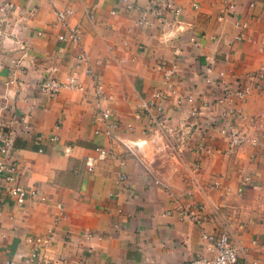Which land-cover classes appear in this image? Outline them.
<instances>
[{
    "label": "crops",
    "instance_id": "obj_1",
    "mask_svg": "<svg viewBox=\"0 0 264 264\" xmlns=\"http://www.w3.org/2000/svg\"><path fill=\"white\" fill-rule=\"evenodd\" d=\"M133 1L143 7L150 0ZM223 1L198 0L194 8L191 0H175L182 8L178 26L155 22L145 27L136 24L139 11L124 9L121 0H13L0 48V127L11 131L12 143L0 159L15 161L19 173L15 182L0 176V264L32 252L36 243L26 238L50 229L49 242L35 249L34 264H189L200 253L210 255L198 225L164 214L172 200L161 183L181 200L205 203L201 226L229 231L240 249L239 264H264V130L257 145L245 144L233 153L225 151L216 128L204 132L221 108L213 103L222 93L204 77L215 80L223 71L226 83H251L248 75L264 66V0H233V12L223 11ZM65 5L75 10L68 23L82 31L77 43L57 38L65 28L56 24L54 9ZM29 8L32 15L26 13ZM237 19L247 26L237 27ZM239 32L241 38L234 39ZM81 49L113 96L110 120L119 122L114 132L137 145L157 180L106 136L91 82L76 60ZM12 62L18 70L10 83ZM165 67L173 70L168 81ZM69 74L88 91L64 88L51 96L37 88L43 76ZM156 89L165 93L168 125L191 128L178 148L177 140L156 129L143 133L147 120L135 116ZM235 105L258 113L264 93L255 87ZM192 108L201 112L197 120ZM199 143L210 151L196 150ZM97 145L110 154L97 158ZM87 155L96 158L91 171ZM245 177L249 180L243 184ZM13 183L37 186L45 198L18 201L8 190ZM188 189L192 194H186Z\"/></svg>",
    "mask_w": 264,
    "mask_h": 264
},
{
    "label": "built area",
    "instance_id": "obj_2",
    "mask_svg": "<svg viewBox=\"0 0 264 264\" xmlns=\"http://www.w3.org/2000/svg\"><path fill=\"white\" fill-rule=\"evenodd\" d=\"M121 5H123L126 10L137 9L139 11L136 18V24L139 26L150 27L154 25L155 22H159L163 26H173L180 24L179 16L182 13V8L175 4V0H150L145 6L139 7L138 4L133 0H121ZM224 12H233L236 4L233 0H224ZM191 4L194 8H198V0H191ZM250 6L254 5V1L249 3ZM15 9V4L13 0H0V48L3 45V40L5 37V28L11 22L13 11ZM116 9H111L110 13L114 14ZM28 15L34 13V8L26 9ZM55 22L57 25L65 28L64 32L58 33L57 38L62 41H67L70 43H77L81 38V28L79 25H70L68 23V17L75 13V10L70 5H65L62 8H55ZM87 14L92 17L91 11L88 10ZM264 20V15H263ZM235 24L239 28H245L247 26V21L237 19ZM178 26V25H177ZM163 35H167L165 30H162ZM242 36L239 32L234 36V39L238 40ZM165 38H168L167 36ZM193 39V38H192ZM78 64H83L84 74L88 77L91 82L90 89L97 101V116L105 123V134L112 143H117L121 145L125 151L133 156L143 167L145 173L148 177L157 180L152 170L143 163L141 158L137 154V145H133L129 141L123 139L119 134L114 131L119 127V122L110 120L112 116V109L108 105L113 100V96L105 90L102 81L99 79L98 75L93 71L89 56L87 53L81 49L76 56ZM4 63L0 60V71ZM9 74L12 76L9 79L10 83L14 82L13 76L18 70L17 62H12L9 65ZM161 67V66H159ZM173 75V70L165 67L163 69V76L166 81L170 79ZM224 76L223 71H219L217 78H213L208 75L204 77L207 83H217L221 88L222 93L218 96L216 101L213 103L218 109L217 115L208 124L204 126V132L209 128H216L218 133L225 139L226 147L225 151L227 153H233L240 146L245 144L255 146L258 144L259 135L264 130V106L260 109L258 113L249 114L242 107H236L238 101L244 100L248 94L256 87L259 91L264 93V66L259 67L256 71L250 73L249 78L253 79L250 83L247 79H236L234 85L232 83H226L222 80ZM37 88L47 95H55L61 89H71L80 92H87L88 88L79 81L75 74H69L64 78H57L53 76H43L39 79L37 83ZM164 91L156 89L152 91L151 96L148 100L140 103L139 109L136 110L135 116H144L147 120V128L143 129V133L151 129H156L163 134L167 135L168 138H174L178 141L175 144L176 148L180 147V144L185 140V135L191 134V128L188 126H183L180 128L170 127L168 125V118L166 116V111L162 104ZM188 101H192L191 96L187 97ZM107 102V104H105ZM199 109H191L190 115L197 120L200 116ZM1 126V125H0ZM195 126H199L195 123ZM129 129H132L131 124H127ZM200 128V126H199ZM202 128V127H201ZM200 128V132H202ZM25 130H29V125H24ZM203 129V128H202ZM12 133L0 127V153L6 154L11 147ZM95 151H97V158L105 157L110 154V151L103 147L95 146ZM71 150L70 146H66L64 151L69 153ZM196 150L209 152L210 149L206 147L203 143L196 145ZM96 158L92 155H87L85 158L86 168L88 170H93ZM17 166L15 161L10 159H0V176L7 181H14L18 175ZM126 175L121 173L120 179H124ZM249 178L245 177L243 184L248 182ZM159 182V181H158ZM162 186L168 191L171 196L172 206L164 211L166 215H175L179 219H186L194 224L198 225L200 237L206 243V249L210 255L198 254L193 257L189 264H239V246L236 245L229 231L226 229H220L217 231H210L204 229L201 226L205 215V203L203 201H185L181 200V195L172 191L168 185L161 183ZM216 182L213 183L216 186ZM18 201H23L26 198L39 197L44 199L45 197L39 192L37 186L24 187L17 183H13L8 189ZM238 190H242V185L238 187ZM192 189L186 190V194H192ZM264 209V204L262 205ZM53 233L50 229L45 235H35L28 236L26 239L29 242L36 243V248H41L49 242ZM35 248V249H36ZM25 254L21 257L19 261L14 258L8 259L4 264H34L35 258L37 256L36 250Z\"/></svg>",
    "mask_w": 264,
    "mask_h": 264
}]
</instances>
